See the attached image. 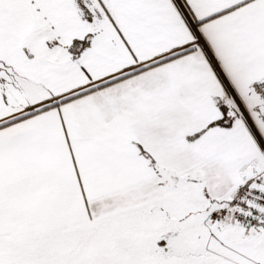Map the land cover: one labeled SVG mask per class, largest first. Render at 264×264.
I'll return each instance as SVG.
<instances>
[{
    "label": "snow or ice",
    "instance_id": "obj_1",
    "mask_svg": "<svg viewBox=\"0 0 264 264\" xmlns=\"http://www.w3.org/2000/svg\"><path fill=\"white\" fill-rule=\"evenodd\" d=\"M0 264H264V0H0Z\"/></svg>",
    "mask_w": 264,
    "mask_h": 264
}]
</instances>
